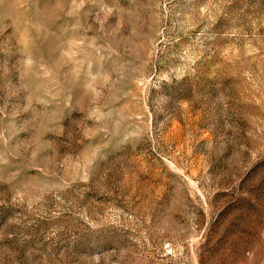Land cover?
Returning a JSON list of instances; mask_svg holds the SVG:
<instances>
[{"label": "rangeland", "instance_id": "1", "mask_svg": "<svg viewBox=\"0 0 264 264\" xmlns=\"http://www.w3.org/2000/svg\"><path fill=\"white\" fill-rule=\"evenodd\" d=\"M0 264H264V0H0Z\"/></svg>", "mask_w": 264, "mask_h": 264}]
</instances>
